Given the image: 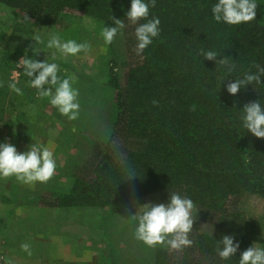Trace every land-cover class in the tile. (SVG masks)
<instances>
[{
    "label": "trees",
    "instance_id": "obj_1",
    "mask_svg": "<svg viewBox=\"0 0 264 264\" xmlns=\"http://www.w3.org/2000/svg\"><path fill=\"white\" fill-rule=\"evenodd\" d=\"M216 2L156 0L155 7H150L149 19L160 20V35L127 70L125 98L117 101L114 118L130 149L114 162L107 140L105 152L94 165L93 181L73 177L70 192L49 205L103 208L151 193H158L161 203H167L168 194L174 192L190 198L196 216L189 233L192 246L176 257L161 251L155 264H239L245 251L246 220L235 200L248 194L264 201V139L243 128L240 112L257 100L264 107V76L260 84L252 83L235 96L226 90L227 83L255 73L254 65L264 67V0H256L253 21L235 26L214 21L211 8ZM0 3L41 23L62 11H76L105 25L125 19L131 0ZM132 42L137 43L134 34ZM200 49L231 57L235 71L229 74L225 67L203 59L197 55ZM1 68L0 79H4ZM130 173L135 178L128 179ZM197 222H205L211 232L198 231ZM225 235L239 243L229 260H221L215 251Z\"/></svg>",
    "mask_w": 264,
    "mask_h": 264
},
{
    "label": "rangeland",
    "instance_id": "obj_2",
    "mask_svg": "<svg viewBox=\"0 0 264 264\" xmlns=\"http://www.w3.org/2000/svg\"><path fill=\"white\" fill-rule=\"evenodd\" d=\"M25 17L18 10L0 3V63L4 66L1 68L0 65V68L4 69L1 73L5 79H0V143L8 142L18 152L27 151L33 144L47 147L54 154L56 170L47 183L37 182L34 187L17 182L15 177L0 178V201L14 206L32 202L42 207L53 205L54 199L69 193L73 177L93 181L94 165L105 152L107 140H110L109 154L114 162L125 157L130 147L123 133L118 132L119 127L115 126L116 105L118 100L125 98L127 70L138 63L141 56L134 51L132 42L136 25L126 18H121L125 20L122 33L107 45L101 31L105 26L114 27L113 20L104 25L76 11H62L44 23ZM53 34H58L63 41L88 42L91 51L62 56L56 49L47 47ZM36 35L42 42L33 40ZM21 57L57 63L61 79L73 78V87L79 90L80 104L76 120L62 116L51 106L49 98L39 97L37 90L30 87L23 69L16 67ZM12 82H17L23 95L11 91L8 85ZM235 201L236 209L246 220L242 247L246 250L253 243L264 247V201L248 194ZM146 203H161L160 195H142L128 203L103 208L86 206V212L72 213L67 219L68 237H81L87 244L74 245L72 251L62 247L64 250L60 251L68 259L73 254L79 256L78 260L90 259V264H155L156 257H162L161 251L179 256L185 248L176 251L160 245L148 247L134 239L138 221L130 216ZM56 218L52 215V219ZM97 218L99 224L95 230ZM196 229L211 232L205 222H197ZM8 234L1 228L0 241L7 239ZM47 248L49 254H54L59 245L51 244ZM10 258L6 248L0 246V264H13Z\"/></svg>",
    "mask_w": 264,
    "mask_h": 264
},
{
    "label": "clouds",
    "instance_id": "obj_3",
    "mask_svg": "<svg viewBox=\"0 0 264 264\" xmlns=\"http://www.w3.org/2000/svg\"><path fill=\"white\" fill-rule=\"evenodd\" d=\"M155 5L156 0H131L130 9L125 14L128 22L137 25L134 31L137 41L134 51L137 55L142 54L152 44L153 39L160 35L159 18L149 19L150 7ZM257 7L256 0H217L211 8V13L214 21L235 26L253 21ZM140 21L144 22L140 23ZM113 23L114 27L105 26L101 31V36L107 45L112 44L116 36L125 28V20L114 19ZM33 40L42 42L39 35L34 36ZM47 47L56 49L62 56H76L81 52L91 51L88 42L63 41L58 34L50 36ZM197 55L225 67L229 74L236 69L235 60L231 57L224 58L216 51L200 49ZM16 67L23 69V74L29 78L30 87L37 90L38 96L49 98L51 106L62 116L70 121L78 118L79 90L73 87V78L61 79L58 76L57 63H49L46 60L38 62L35 59L21 57ZM254 67L257 69L255 73H245L242 78L227 83L226 90L229 95L235 96L242 88L262 82L264 67L258 64ZM8 87L17 95H23L22 90L17 87V82L10 83ZM157 103L153 101L154 105ZM240 112L243 128L254 137L264 139V107L260 101L245 104ZM55 170L54 154L47 147L33 144L27 151L18 152L12 144L0 143V178L2 179L15 177L17 182L34 187L37 182L47 183L55 174ZM133 178L135 174L130 173L128 179ZM194 208L195 204L190 198L175 192L168 194L167 203H146L140 206L135 214L130 216L132 220L138 221L133 233L134 239L148 247L160 245L176 251L191 247L193 242L189 239V233L193 230L196 219L193 215ZM233 240V236L225 235L217 241L215 251L221 260H229L236 254L239 243H234ZM20 248L28 256L32 255L30 244L22 243ZM239 264H264V247L253 243L240 254Z\"/></svg>",
    "mask_w": 264,
    "mask_h": 264
},
{
    "label": "crops",
    "instance_id": "obj_4",
    "mask_svg": "<svg viewBox=\"0 0 264 264\" xmlns=\"http://www.w3.org/2000/svg\"><path fill=\"white\" fill-rule=\"evenodd\" d=\"M86 210V206L41 207L33 205L32 202L14 206L12 203L7 202L5 205L0 201V229L5 228V231L9 232L7 239L0 241V246L6 248L13 264H90V259L78 260L79 256L75 254L70 255L68 259L62 252L67 247L72 251L71 247L74 245L84 246L87 244L81 237H68L70 234L68 235L66 229L68 227L67 219L71 217L72 213H83ZM52 215L57 218L52 219ZM54 223L56 224L54 225ZM98 224L97 218L94 224L95 230H97ZM95 233L97 234V232ZM90 238L92 239L91 235ZM22 243L31 245V256L21 251ZM51 244L59 245L58 251L54 254H49L47 248V245Z\"/></svg>",
    "mask_w": 264,
    "mask_h": 264
}]
</instances>
